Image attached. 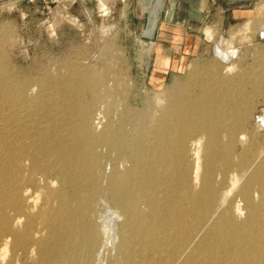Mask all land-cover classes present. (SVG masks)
<instances>
[{
    "label": "bare ground",
    "instance_id": "obj_1",
    "mask_svg": "<svg viewBox=\"0 0 264 264\" xmlns=\"http://www.w3.org/2000/svg\"><path fill=\"white\" fill-rule=\"evenodd\" d=\"M8 40L0 264H264V70L217 45L216 63L132 96L110 61L14 72Z\"/></svg>",
    "mask_w": 264,
    "mask_h": 264
},
{
    "label": "rangeland",
    "instance_id": "obj_2",
    "mask_svg": "<svg viewBox=\"0 0 264 264\" xmlns=\"http://www.w3.org/2000/svg\"><path fill=\"white\" fill-rule=\"evenodd\" d=\"M172 6L169 0H0V32L9 36L4 45L7 63L14 72L27 74L44 65L61 70L62 64L66 73L77 65L90 73H108L105 63L110 61L114 70L125 72L132 96L164 89L193 62L216 63L219 43L239 48L243 73L264 70V39L255 35L254 26L232 27L227 33L206 26L197 33L184 23L177 26L182 35L175 34ZM180 38L187 42L181 49L175 45ZM254 100L252 124L260 129L264 92ZM90 103L87 98L85 105Z\"/></svg>",
    "mask_w": 264,
    "mask_h": 264
},
{
    "label": "crops",
    "instance_id": "obj_3",
    "mask_svg": "<svg viewBox=\"0 0 264 264\" xmlns=\"http://www.w3.org/2000/svg\"><path fill=\"white\" fill-rule=\"evenodd\" d=\"M169 1L173 3L172 7L175 20L173 30L175 34L179 32L182 35V31L178 30L179 28L177 26L182 27L184 23H188L192 27L197 28V33H201V28L204 29L206 26L215 27L219 32L224 33H227L232 27H239L241 29L254 26L256 28L255 35L264 39V0ZM161 9L163 8L161 7ZM207 31L212 33L210 27L206 28ZM178 44L181 49L183 48L182 45L187 44V42L183 38H180L179 43L175 42V45ZM217 45H220V43ZM221 47L229 53L236 50L238 57L241 56L240 50L236 46L226 48L221 45Z\"/></svg>",
    "mask_w": 264,
    "mask_h": 264
}]
</instances>
